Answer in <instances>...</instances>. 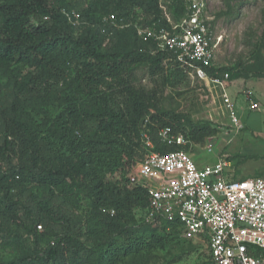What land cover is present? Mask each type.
<instances>
[{"label": "trees", "instance_id": "obj_1", "mask_svg": "<svg viewBox=\"0 0 264 264\" xmlns=\"http://www.w3.org/2000/svg\"><path fill=\"white\" fill-rule=\"evenodd\" d=\"M170 8L177 21L183 4ZM62 9L79 12L80 24ZM109 15L127 25H111L104 20ZM136 23L172 28L160 0H0V238L18 245L23 234L10 227L23 219L36 243L0 264H116L146 246H165L168 238L157 227L129 224L135 209L146 214L147 189L106 178L136 165L143 130L169 127L195 143L214 130L159 106L167 88L190 85L191 71L154 38L144 41ZM110 38L115 42L105 46ZM253 55L241 69L214 64L206 70L229 79L264 75V35ZM142 64L153 89L135 81L133 70ZM173 149L156 143L158 151ZM124 231L128 242L118 247L111 233ZM91 233L101 240L92 241ZM47 234L57 240L44 247L39 240Z\"/></svg>", "mask_w": 264, "mask_h": 264}, {"label": "built area", "instance_id": "obj_2", "mask_svg": "<svg viewBox=\"0 0 264 264\" xmlns=\"http://www.w3.org/2000/svg\"><path fill=\"white\" fill-rule=\"evenodd\" d=\"M174 1L183 4V14L177 21L167 9V4ZM213 1L160 0L171 30L139 23L136 28L144 41L157 40L161 49L172 51L181 66L208 82V87L213 86L230 104L226 84L229 74L213 77L206 70L214 65L221 39L215 34L213 21L206 17ZM62 12L72 24H80L79 12ZM134 14L143 19L141 10L135 9ZM104 20L117 28L127 25L123 17L114 15ZM258 107V102L250 103L251 109ZM233 120L239 123L237 117ZM160 135L165 145L177 149L161 152L147 140L150 149L137 162V182L149 196L146 222L152 226H161L164 221L174 223L183 236L202 237L209 249L208 264H264V176L235 179L226 157L199 166L182 148L184 135H175L169 127L161 128ZM38 227L42 229V225Z\"/></svg>", "mask_w": 264, "mask_h": 264}, {"label": "rangeland", "instance_id": "obj_3", "mask_svg": "<svg viewBox=\"0 0 264 264\" xmlns=\"http://www.w3.org/2000/svg\"><path fill=\"white\" fill-rule=\"evenodd\" d=\"M64 2L74 3L75 0H62V3ZM171 8L170 11L173 14ZM167 9H169V4H167ZM206 17L213 21L216 36L221 37L214 60L216 66L235 67L238 65L241 69L244 64L255 58L254 50L256 51V45L264 35V0H214L209 3ZM112 42L115 40L107 39L104 45L110 46ZM5 74L13 75L11 70H6ZM190 74V85L167 88L159 106L170 112L182 113L200 125H209L214 133L205 138L202 143L185 139L182 148L189 152L199 166L213 164L220 157L228 158L231 162L228 170L231 171L233 178L264 176V75L228 79L226 82L230 99V104H228L220 96V92L217 94L213 86L208 87V82L194 77L191 72ZM133 76L137 84L153 89L152 77L147 65L137 66L133 70ZM247 91L252 93L248 94ZM252 102H258L259 108L251 109L250 103ZM234 116L238 118V124L234 122ZM141 140L139 159L150 149L147 140L151 141L155 150L157 142L164 146H175L165 145L160 129L157 131L143 130ZM136 165L128 166L127 173L119 171L108 175L107 181L122 188L127 182L129 186L130 184L139 185ZM80 198L81 212L87 214L89 199L85 193H82ZM132 215L134 220H131L130 225L146 222L143 208L135 209ZM152 227H157L158 233L167 236L165 246L158 244L153 251H149L146 246L144 252L125 256L116 264L208 263L209 250L207 242L202 237H185L175 225L167 224L165 221L161 226ZM37 228L39 232L45 230L44 227ZM10 230L22 233L23 238L18 245L0 238V259L2 260H12L15 254L20 255L23 250L36 246L34 236L31 232L28 233L27 221L20 219L19 224L11 226ZM115 232L111 234H114L116 246L119 247L124 242H128L130 231H124L119 235ZM3 233L5 229L0 232V234ZM91 235L92 241L101 240L99 235L95 233ZM56 240L57 237L47 234L41 236L39 241L44 247H49Z\"/></svg>", "mask_w": 264, "mask_h": 264}, {"label": "crops", "instance_id": "obj_4", "mask_svg": "<svg viewBox=\"0 0 264 264\" xmlns=\"http://www.w3.org/2000/svg\"><path fill=\"white\" fill-rule=\"evenodd\" d=\"M259 108V107H258ZM203 166V165H202ZM207 247H208V245H207ZM209 250V249H208Z\"/></svg>", "mask_w": 264, "mask_h": 264}]
</instances>
